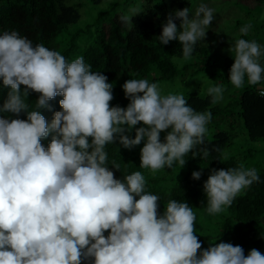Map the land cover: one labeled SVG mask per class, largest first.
Masks as SVG:
<instances>
[{
  "label": "clouds",
  "instance_id": "1",
  "mask_svg": "<svg viewBox=\"0 0 264 264\" xmlns=\"http://www.w3.org/2000/svg\"><path fill=\"white\" fill-rule=\"evenodd\" d=\"M139 12L123 13L119 20L131 25ZM215 12L205 3L194 14L190 7L169 12L160 43L178 40L182 59L191 60ZM251 28V22L245 24L241 36ZM228 51L234 56L228 79L236 89L244 87L245 78L250 86L264 85V45L236 38ZM0 78L10 89L0 113L15 117L0 115V264H264L256 248L247 255L227 242L202 248L189 203L170 199L161 214V198L147 190L143 172L120 179L108 167L106 146L117 141L129 150L143 141L140 168L153 175L177 164L182 168L190 152L207 160L215 151L225 162L226 151L205 144L210 109L197 111L183 93L165 94L159 82L135 78L122 85L127 107L110 106L113 84L83 56L69 61L17 30L0 33ZM225 90L208 87L210 104L220 103ZM31 92L39 94L34 108L28 103ZM57 95L63 96L62 110L49 122L39 109ZM258 95L264 97V87ZM140 122L144 126L135 127ZM162 131H167L163 141ZM49 136L45 148L42 139ZM111 164L120 170L115 160ZM201 175L202 170L192 172L195 180ZM259 182L257 169L243 162L211 169L203 184L207 213L225 212Z\"/></svg>",
  "mask_w": 264,
  "mask_h": 264
},
{
  "label": "trees",
  "instance_id": "2",
  "mask_svg": "<svg viewBox=\"0 0 264 264\" xmlns=\"http://www.w3.org/2000/svg\"><path fill=\"white\" fill-rule=\"evenodd\" d=\"M103 1L0 0V33L17 30L34 44L43 43L46 47L59 50L69 61L83 56L85 62L92 65V71L102 72L108 77V82L113 84L114 99L110 101V106L119 105L126 108L130 101L125 97L122 88L125 81L132 78L148 79L149 82L163 84L177 76L180 70L177 61L183 60L182 45L178 40L163 45L158 36L169 12L191 8L192 3L191 0H136L134 2L139 1L144 10L134 15L133 23L127 26L119 20L123 12L114 14L106 21L105 15L109 12L106 10L101 11L93 20L83 21L81 9L84 5L100 6ZM175 22L180 24L179 19ZM206 54L202 41L198 42L193 59ZM173 56L178 58L176 63L172 62ZM233 63L234 59L227 58L220 65H214L229 71L222 78L226 85L231 84L228 77ZM257 86L248 85L245 78L244 91L235 101L238 111L234 112L232 109V113H227L226 110L230 104L211 105L208 95L203 97L198 92H192L186 96L187 103L195 110L210 109L213 113V120L208 125L209 135L205 141L209 149L219 146L226 151L229 147L239 145L236 152L229 155L225 162H221L215 151L211 152L207 160H202L200 156L193 157L190 152L185 157L186 164L182 168L177 164L173 169L166 167L153 175L150 170L140 168L143 141L131 150L124 148L118 141L106 146L108 167L114 171L116 178L122 179L124 175L134 171L144 173L147 190L161 198V214L170 199L185 201L193 207L197 215L195 234L202 241V248H208L210 243L227 242L241 246L245 255L252 248L264 254V167H254L260 176V182L254 183L244 194L238 196L223 213H207V199L203 191L204 181L207 180L211 169H226L237 166L239 162L246 166L252 161L251 152L244 147L241 140H245L249 145L250 141L264 139V97L258 95ZM24 87L21 85L22 90ZM9 90L3 86L0 78V106L7 98ZM38 96V93L31 92L28 97V103L33 108ZM61 99L63 96L57 95L48 102V107L39 109L49 122L53 119L55 111L62 110L59 104ZM0 115L15 118L8 113ZM20 118L26 119V113H21ZM142 126L143 122H140L135 127ZM167 131L161 132L162 141ZM130 135L135 137V128ZM242 135L246 138H241ZM50 140L51 136L42 139L45 148ZM113 160L120 164V170H116L111 164ZM201 170V178L193 179L192 172ZM105 235H108V232H105ZM199 252L200 250L198 255Z\"/></svg>",
  "mask_w": 264,
  "mask_h": 264
},
{
  "label": "rangeland",
  "instance_id": "3",
  "mask_svg": "<svg viewBox=\"0 0 264 264\" xmlns=\"http://www.w3.org/2000/svg\"><path fill=\"white\" fill-rule=\"evenodd\" d=\"M134 1L136 0H104L100 6L85 4L81 9L83 21L95 19L104 10L109 11L105 15L106 21L116 13L123 12L133 15L137 10L143 11L142 4L139 1L137 3ZM191 3V14H194L200 3H205L216 9L215 19L211 22L205 40L202 41L207 54L206 56H197L189 61L178 60L177 64L180 70L177 76L171 81L164 82L161 86L165 94L173 91L183 93L186 97L192 92H198L200 96L204 97L208 95V87L222 85L226 90L224 99L219 104L222 106L230 104L229 109L225 108L227 113H232V109L236 112L238 107L235 106V101L244 91V87L236 89L232 84H224L222 78L229 71L214 67V65H220L227 58L234 59L228 48L236 38L254 39L264 45V19L261 18L264 17V2L257 3L253 0H191ZM249 22H251L252 28L247 36L242 37L240 29ZM177 26L178 30H182L179 27L180 24ZM239 130H241L240 126ZM241 138H246V136L242 135ZM241 142H244V147L248 148L252 154V161L246 167H264V139L250 141L249 145L245 140H241ZM238 147L239 145L229 147L226 152L231 155L236 152Z\"/></svg>",
  "mask_w": 264,
  "mask_h": 264
},
{
  "label": "built area",
  "instance_id": "4",
  "mask_svg": "<svg viewBox=\"0 0 264 264\" xmlns=\"http://www.w3.org/2000/svg\"><path fill=\"white\" fill-rule=\"evenodd\" d=\"M264 87V85H258L257 86V90H259L260 88Z\"/></svg>",
  "mask_w": 264,
  "mask_h": 264
}]
</instances>
